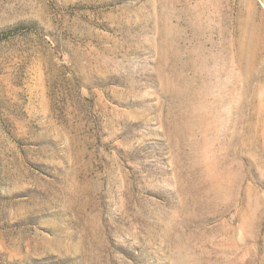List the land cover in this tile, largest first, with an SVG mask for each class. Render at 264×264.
<instances>
[{
  "label": "rangeland",
  "instance_id": "rangeland-1",
  "mask_svg": "<svg viewBox=\"0 0 264 264\" xmlns=\"http://www.w3.org/2000/svg\"><path fill=\"white\" fill-rule=\"evenodd\" d=\"M0 264H264V0H0Z\"/></svg>",
  "mask_w": 264,
  "mask_h": 264
}]
</instances>
